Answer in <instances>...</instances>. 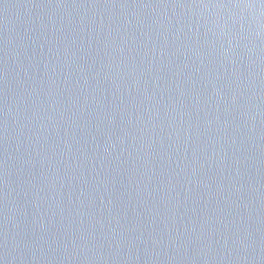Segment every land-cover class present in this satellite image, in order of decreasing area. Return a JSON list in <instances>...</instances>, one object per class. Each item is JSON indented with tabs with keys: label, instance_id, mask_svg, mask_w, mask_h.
Here are the masks:
<instances>
[{
	"label": "water",
	"instance_id": "95a60500",
	"mask_svg": "<svg viewBox=\"0 0 264 264\" xmlns=\"http://www.w3.org/2000/svg\"><path fill=\"white\" fill-rule=\"evenodd\" d=\"M0 264H264V0H0Z\"/></svg>",
	"mask_w": 264,
	"mask_h": 264
}]
</instances>
